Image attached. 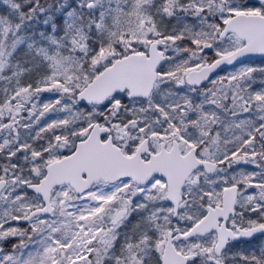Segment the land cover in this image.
I'll return each mask as SVG.
<instances>
[{
  "label": "snow or ice",
  "instance_id": "6c2138e0",
  "mask_svg": "<svg viewBox=\"0 0 264 264\" xmlns=\"http://www.w3.org/2000/svg\"><path fill=\"white\" fill-rule=\"evenodd\" d=\"M0 264H264V0H0Z\"/></svg>",
  "mask_w": 264,
  "mask_h": 264
}]
</instances>
